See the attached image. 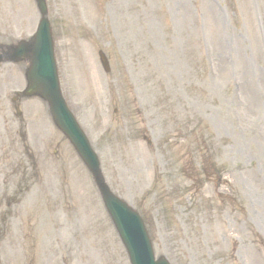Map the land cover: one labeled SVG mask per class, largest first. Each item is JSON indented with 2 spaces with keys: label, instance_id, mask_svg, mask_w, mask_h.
Returning a JSON list of instances; mask_svg holds the SVG:
<instances>
[{
  "label": "rangeland",
  "instance_id": "obj_1",
  "mask_svg": "<svg viewBox=\"0 0 264 264\" xmlns=\"http://www.w3.org/2000/svg\"><path fill=\"white\" fill-rule=\"evenodd\" d=\"M46 4L63 98L155 256L264 264V0ZM38 19L0 0V43ZM24 67L0 63V264H129L46 104H13Z\"/></svg>",
  "mask_w": 264,
  "mask_h": 264
},
{
  "label": "water",
  "instance_id": "obj_2",
  "mask_svg": "<svg viewBox=\"0 0 264 264\" xmlns=\"http://www.w3.org/2000/svg\"><path fill=\"white\" fill-rule=\"evenodd\" d=\"M35 2L41 16L36 33L29 40L20 41L15 46H7V50L0 54V60L2 57L5 61L28 60L25 95H38L47 103L56 127L72 144L88 169L102 204L126 250L130 264H168L163 257L154 260L152 247L140 216L109 190L101 174L96 154L68 111L59 88L45 1ZM100 58L107 70L102 55Z\"/></svg>",
  "mask_w": 264,
  "mask_h": 264
}]
</instances>
